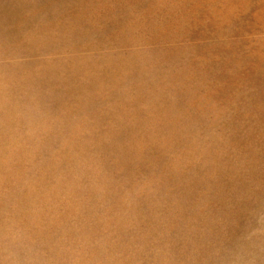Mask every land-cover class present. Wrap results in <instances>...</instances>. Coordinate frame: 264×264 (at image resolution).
<instances>
[{
  "label": "rangeland",
  "instance_id": "1",
  "mask_svg": "<svg viewBox=\"0 0 264 264\" xmlns=\"http://www.w3.org/2000/svg\"><path fill=\"white\" fill-rule=\"evenodd\" d=\"M254 94L264 0H0V264H264Z\"/></svg>",
  "mask_w": 264,
  "mask_h": 264
},
{
  "label": "bare ground",
  "instance_id": "2",
  "mask_svg": "<svg viewBox=\"0 0 264 264\" xmlns=\"http://www.w3.org/2000/svg\"><path fill=\"white\" fill-rule=\"evenodd\" d=\"M168 1V0H167ZM37 2V1H36ZM166 4V3H165ZM169 4V3H168ZM145 5V4H144ZM39 6H40V4H39ZM32 7V6H31ZM160 7H161V5H160ZM162 7H163V5H162ZM161 7V8H162ZM39 8V7H38ZM41 10V9H40ZM16 15V14H15ZM152 15H153V13H152ZM5 23V22H4ZM3 23V24H4ZM149 28V27H148ZM142 33V32H141ZM144 33V32H143ZM145 35V34H144ZM148 36V35H147ZM131 39V38H130ZM139 39V38H138ZM141 44H142V42H141ZM132 45V44H131ZM139 45V44H138ZM151 51V50H150ZM135 52V51H134ZM137 52V51H136ZM148 52V51H147ZM143 53V52H142ZM145 54H146V52H145ZM136 55H137V53H136ZM124 56V55H123ZM144 56V55H143ZM147 57V56H146ZM126 58V57H125ZM128 60V59H127ZM147 60V59H146ZM165 63H166V61H165ZM146 65V64H145ZM167 66H168V63H167ZM140 68H141V66H139ZM145 67V66H144ZM176 69V68H175ZM144 70V69H143ZM146 70V69H145ZM172 71V70H171ZM146 72V71H145ZM142 73V72H141ZM145 74V73H144ZM148 75V74H147ZM166 76V75H165ZM171 77V76H170ZM173 77V76H172ZM140 80V79H139ZM170 81V80H169ZM141 85V84H140ZM121 104V103H120ZM253 106V109L252 110H250V111H252L251 112V114H252V117H253V119H255V121H256V118L258 117V118H261L262 119V117L264 116V112L263 111H261V108H263L264 107V99L262 98H259V95L258 94H254V96L253 97H251V99H250V106ZM188 210V209H187ZM233 230V229H232ZM234 230H236V229H234ZM235 233H236V231H235ZM216 239V238H215ZM232 246V245H231ZM232 249V248H231ZM238 260V259H237ZM246 260V259H245Z\"/></svg>",
  "mask_w": 264,
  "mask_h": 264
}]
</instances>
